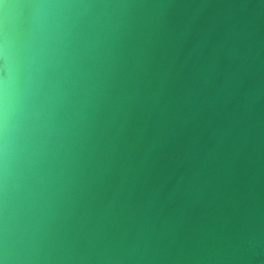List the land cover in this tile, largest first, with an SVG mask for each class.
Here are the masks:
<instances>
[{"label":"clouds","instance_id":"obj_1","mask_svg":"<svg viewBox=\"0 0 264 264\" xmlns=\"http://www.w3.org/2000/svg\"><path fill=\"white\" fill-rule=\"evenodd\" d=\"M0 264H264V0H0Z\"/></svg>","mask_w":264,"mask_h":264}]
</instances>
